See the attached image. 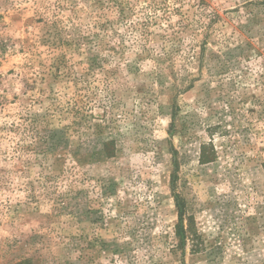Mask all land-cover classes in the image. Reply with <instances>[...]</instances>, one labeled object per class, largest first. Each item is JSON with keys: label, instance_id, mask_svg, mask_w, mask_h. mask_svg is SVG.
Segmentation results:
<instances>
[{"label": "rangeland", "instance_id": "1", "mask_svg": "<svg viewBox=\"0 0 264 264\" xmlns=\"http://www.w3.org/2000/svg\"><path fill=\"white\" fill-rule=\"evenodd\" d=\"M22 261L264 264V0H0Z\"/></svg>", "mask_w": 264, "mask_h": 264}, {"label": "trees", "instance_id": "2", "mask_svg": "<svg viewBox=\"0 0 264 264\" xmlns=\"http://www.w3.org/2000/svg\"><path fill=\"white\" fill-rule=\"evenodd\" d=\"M200 2H202L203 0H199ZM177 205H178V208L180 209V225L178 226V235L180 236V239L183 240L185 238V231L182 227V218H183V213H182V210L181 208L183 206H180L179 203L177 202ZM16 264H30V262L28 261H22V262H19V263H16Z\"/></svg>", "mask_w": 264, "mask_h": 264}]
</instances>
